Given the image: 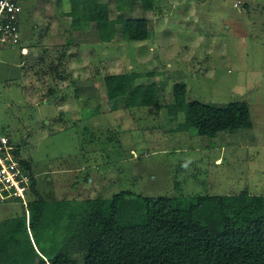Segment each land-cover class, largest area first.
<instances>
[{
    "label": "rangeland",
    "instance_id": "374dc122",
    "mask_svg": "<svg viewBox=\"0 0 264 264\" xmlns=\"http://www.w3.org/2000/svg\"><path fill=\"white\" fill-rule=\"evenodd\" d=\"M101 1L109 3L113 19L145 16L150 37L127 39L117 24L115 38L102 41L94 20L63 13L65 0H20L22 43L30 47L21 77L0 80V132L10 131L23 145L42 195L52 201L130 189L190 198L243 188L264 194V0H242L243 6L153 0L149 10L141 0ZM3 65L0 71L11 69ZM100 69L102 76L141 72L134 81L157 82L164 104L178 80L186 84V101L223 106L245 100L252 127L212 136L180 129L183 112L171 118L165 105L125 107L120 100L114 108L113 101L101 103L109 99ZM89 70L96 77L90 91L79 80ZM91 98L98 103L94 114L74 102ZM62 104L70 115L76 105L82 120L59 113ZM22 213L18 201L0 203V221Z\"/></svg>",
    "mask_w": 264,
    "mask_h": 264
},
{
    "label": "trees",
    "instance_id": "16d2710c",
    "mask_svg": "<svg viewBox=\"0 0 264 264\" xmlns=\"http://www.w3.org/2000/svg\"><path fill=\"white\" fill-rule=\"evenodd\" d=\"M141 2L147 10L154 6L153 0ZM70 4L63 13L94 20L102 41L115 38L117 24L127 39L150 37L145 16L113 19L109 3L101 0H71ZM139 75L132 69L104 74L106 95L114 108L120 100L125 107L165 105L171 114L183 112L180 129L192 126L212 136L224 129L252 127L245 100L223 106L186 101V84L178 80L172 84L174 102L164 104L159 84L136 83ZM14 141L23 165L31 171L28 214L23 206L21 215L0 221V264H264L263 193L243 188L187 198L146 196L125 189L107 197L51 201L36 187L23 145Z\"/></svg>",
    "mask_w": 264,
    "mask_h": 264
},
{
    "label": "built area",
    "instance_id": "2783aa9c",
    "mask_svg": "<svg viewBox=\"0 0 264 264\" xmlns=\"http://www.w3.org/2000/svg\"><path fill=\"white\" fill-rule=\"evenodd\" d=\"M241 2L242 0H235L234 6H243ZM21 12L20 0H0V62L4 60L7 48L21 49L22 54L28 51L22 45ZM14 139L12 133L0 132V203L18 201L28 214L27 192L31 183V171L23 165Z\"/></svg>",
    "mask_w": 264,
    "mask_h": 264
},
{
    "label": "crops",
    "instance_id": "0c3cea01",
    "mask_svg": "<svg viewBox=\"0 0 264 264\" xmlns=\"http://www.w3.org/2000/svg\"><path fill=\"white\" fill-rule=\"evenodd\" d=\"M65 3L66 4H68V5H66V6H64V9L63 10H67V9H69V7L71 6V4H70V0H65ZM22 7H23V5H22ZM26 43H22V45L23 46H26V48L28 49V51H27V53L26 54H22L21 53V49H15V48H7L5 51H4V58H8V56H10L11 58H13V60H14V62H16V64L14 65V64H11V62H10V60H8L7 58L5 59V60H2L1 62H0V65L1 64H4V65H7L6 67H5V69H9V68H7L8 67V65L10 66V64L11 65H13L14 67H17L16 69H14V67L12 68L11 66V69L10 70H4L3 69V71H0V80L2 79V80H5V79H7L6 81L8 82V80H9V78H12V77H21V73H23V65H24V61H25V58L28 56V53H29V47H30V44L29 43H27L26 45H25ZM3 65V66H4ZM90 65H92V63L90 64ZM2 66H0V68H1ZM20 68H22V72H20L19 70H20ZM103 70H101L100 69V73L102 72ZM84 72H86V71H84ZM93 72V71H92ZM92 72H91V70H89V72L87 73V75H84V73H82V75H83V77H82V79H79L80 80V86L82 87V89L83 88H85V89H87L88 91H90V90H95V88H96V83H95V81H96V77L94 76V74H93V76L91 75L92 74ZM100 76H101V78H102V86L104 87V79H103V76H102V73L101 74H99ZM89 77V78H88ZM99 77V76H98ZM150 77V76H149ZM100 78V77H99ZM79 82V81H78ZM82 82V83H81ZM161 96V92H159V97ZM172 96H173V93H172ZM174 99H171L169 102L170 103H172V102H174L173 101ZM110 100H105V99H103V100H101V103H107V102H109ZM161 101V100H160ZM75 103H76V105H78V107H87L88 109H90L91 108V110H92V112H93V114L94 113H96L97 111H96V107H97V105H98V103L94 100V98H91V99H88L87 101H80V100H78V99H76L75 101H74ZM81 103V105L79 104V103ZM162 102V101H161ZM163 103H165V102H163ZM87 104V105H86ZM67 105V104H66ZM66 105H64V104H62L61 106H59V113H61L62 111H65L66 113L67 112H70V110L69 109H67V108H65V106ZM76 105H74V107H75V109H74V107H73V109L71 110V115H72V119H74V117L76 118V119H74V120H76V121H81L82 120V115H84V113H82V111H80V109H77L76 108ZM102 106H107L106 104H103ZM164 106V105H163ZM64 107V108H63ZM61 108V109H60ZM103 108H105V107H103ZM163 107H161L160 109H162ZM105 111H107V110H104L103 112H105ZM99 112V111H98ZM73 113V114H72ZM74 113H75V115H74ZM67 115H69V116H71L70 114H68L67 113ZM177 115H179V114H169V116H171V118L173 117H176ZM57 116V113L55 114V117ZM94 117V116H93ZM183 120V119H182ZM93 122H96L95 120L93 121ZM192 127V126H191ZM190 129V128H189ZM188 129V130H189ZM11 133V132H10Z\"/></svg>",
    "mask_w": 264,
    "mask_h": 264
},
{
    "label": "water",
    "instance_id": "95a60500",
    "mask_svg": "<svg viewBox=\"0 0 264 264\" xmlns=\"http://www.w3.org/2000/svg\"><path fill=\"white\" fill-rule=\"evenodd\" d=\"M44 257V256H43Z\"/></svg>",
    "mask_w": 264,
    "mask_h": 264
}]
</instances>
